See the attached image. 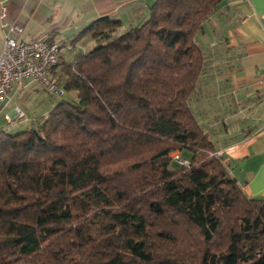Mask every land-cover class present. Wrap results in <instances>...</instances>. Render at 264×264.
<instances>
[{"label": "trees", "instance_id": "1", "mask_svg": "<svg viewBox=\"0 0 264 264\" xmlns=\"http://www.w3.org/2000/svg\"><path fill=\"white\" fill-rule=\"evenodd\" d=\"M223 1L156 0L138 27L80 33L93 46L51 77L61 100L0 130V264H264V199L193 107L209 67L196 36Z\"/></svg>", "mask_w": 264, "mask_h": 264}, {"label": "crops", "instance_id": "2", "mask_svg": "<svg viewBox=\"0 0 264 264\" xmlns=\"http://www.w3.org/2000/svg\"><path fill=\"white\" fill-rule=\"evenodd\" d=\"M156 0H0V49L5 37L24 41L35 39L62 43L59 65L51 77L60 76L66 63L93 46V40L76 39L90 24L103 18L121 23L120 33L138 27L150 17ZM6 8L2 27L1 11ZM23 27L20 36L10 31V25ZM207 37V68L202 86V99L193 107L203 113V123L219 142L216 150L231 176L237 180L249 198L264 199V0H224L204 24ZM47 91L29 79L13 82L8 99L0 111V130L18 126L31 127L47 116L28 115L27 102ZM26 97L21 108L25 118L8 124L5 116L12 114ZM219 105L213 107L212 100ZM204 106V108H202ZM33 118V119H31Z\"/></svg>", "mask_w": 264, "mask_h": 264}, {"label": "built area", "instance_id": "3", "mask_svg": "<svg viewBox=\"0 0 264 264\" xmlns=\"http://www.w3.org/2000/svg\"><path fill=\"white\" fill-rule=\"evenodd\" d=\"M7 16L6 8L1 11L2 27H7L4 20ZM10 31L20 36L23 27L17 23L10 25ZM62 43L46 40L24 41L20 38L5 37L0 49V111L2 104L8 99L13 82L33 80L40 84L49 93L63 97L64 90L52 82V70L60 61ZM8 124H17L25 118V113L17 107L12 114L5 116ZM219 155V154H218ZM176 159L180 161L179 155ZM188 164L187 162H184Z\"/></svg>", "mask_w": 264, "mask_h": 264}, {"label": "rangeland", "instance_id": "4", "mask_svg": "<svg viewBox=\"0 0 264 264\" xmlns=\"http://www.w3.org/2000/svg\"><path fill=\"white\" fill-rule=\"evenodd\" d=\"M207 40H209L207 37H203L202 34H198L196 36V42L197 44H199L200 46H202L206 51H207ZM72 96H74L75 94H71ZM200 98L202 99V97L200 96ZM213 100H212V106H206V110H208V112H210L211 110V116H212V120H215V115L218 116L219 112H215L213 107L215 106H218L219 105V102L218 101H214L215 100V97H213ZM26 97H22V99L19 101V106H15V109L17 107H19L20 109L21 108V105H22V102L25 101ZM61 99L51 93H49L48 91H41V97L39 98H36V99H32V100H29L27 102V107H28V115L30 117H37V116H41L42 114H49V112L52 110V108L60 101ZM202 108H204V106H202ZM15 109H13V112L15 111ZM25 113V112H24ZM204 114L207 115V112H203ZM203 113L201 112L200 110V113L197 114V117L199 119V121L201 123H203V119H202V116H203ZM33 119V118H31ZM36 123V122H35ZM35 123H32V124H35ZM204 126H206L204 123H203ZM23 127L25 126H18V129H12L10 127H8V131L11 132V133H14V132H19V131H22V130H25ZM212 137H213V141L215 142V144L217 145L219 140L217 138V136L212 132ZM179 155L181 156L178 152H175L172 154V157L176 158V155ZM186 155V154H185ZM184 156V155H183ZM159 244V243H157Z\"/></svg>", "mask_w": 264, "mask_h": 264}]
</instances>
